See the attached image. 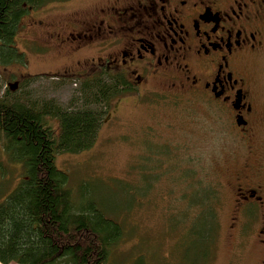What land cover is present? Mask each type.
Returning <instances> with one entry per match:
<instances>
[{"label":"rangeland","instance_id":"rangeland-1","mask_svg":"<svg viewBox=\"0 0 264 264\" xmlns=\"http://www.w3.org/2000/svg\"><path fill=\"white\" fill-rule=\"evenodd\" d=\"M76 1L91 7L101 0ZM63 15L57 2L24 17L16 39L24 60L0 67V97L54 100L63 108L82 98L79 85L57 79L64 61L54 46L43 49L44 32L33 26L40 21L57 26ZM252 71L264 120V55ZM11 85L17 89L10 90ZM203 106L119 94L97 106L108 118L91 149L58 154L56 165L70 177L74 202L99 200L104 215L122 228L123 238L112 248L109 264H262L263 249L253 239L230 235L229 185L242 158L230 155L233 137L217 130ZM49 123L58 134L56 120ZM175 147H182L180 155L171 154ZM255 147L264 164V123L256 133ZM184 171H194V180H203L202 185L213 182L218 229L207 196L194 195L192 184L183 180ZM22 174V165L10 161L0 140V204L16 190ZM83 190L88 196L81 199Z\"/></svg>","mask_w":264,"mask_h":264},{"label":"flooded vegetation","instance_id":"flooded-vegetation-1","mask_svg":"<svg viewBox=\"0 0 264 264\" xmlns=\"http://www.w3.org/2000/svg\"><path fill=\"white\" fill-rule=\"evenodd\" d=\"M58 3L60 24L33 23L44 32L43 49L54 46L64 61L58 80H115L121 94L194 101L233 137L230 155L242 159L229 185L230 235L250 237L264 253V164L255 147L264 120L252 73L264 55V0ZM183 180L192 181L191 171Z\"/></svg>","mask_w":264,"mask_h":264},{"label":"trees","instance_id":"trees-1","mask_svg":"<svg viewBox=\"0 0 264 264\" xmlns=\"http://www.w3.org/2000/svg\"><path fill=\"white\" fill-rule=\"evenodd\" d=\"M62 1L67 0H0V67L24 60L16 39L31 8ZM79 90L82 98L65 108L54 100L0 97V140L10 161L23 168L18 187L0 204V264H109L123 238L99 200L74 202L70 177L56 165L59 153L79 154L95 145L108 118L97 106L122 93L119 83L107 79L82 82ZM49 120L58 123V134ZM191 176V191L207 196L216 222L213 182L202 185L194 171ZM85 195L83 190L81 199Z\"/></svg>","mask_w":264,"mask_h":264},{"label":"water","instance_id":"water-1","mask_svg":"<svg viewBox=\"0 0 264 264\" xmlns=\"http://www.w3.org/2000/svg\"><path fill=\"white\" fill-rule=\"evenodd\" d=\"M10 88L11 90H15L17 88V85H11Z\"/></svg>","mask_w":264,"mask_h":264}]
</instances>
